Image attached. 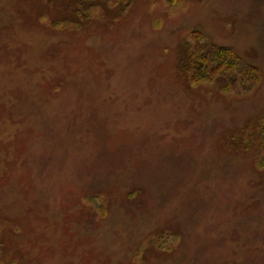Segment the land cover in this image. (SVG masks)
Returning a JSON list of instances; mask_svg holds the SVG:
<instances>
[{
    "label": "rangeland",
    "instance_id": "374dc122",
    "mask_svg": "<svg viewBox=\"0 0 264 264\" xmlns=\"http://www.w3.org/2000/svg\"><path fill=\"white\" fill-rule=\"evenodd\" d=\"M263 129L264 0H0V264H264Z\"/></svg>",
    "mask_w": 264,
    "mask_h": 264
},
{
    "label": "trees",
    "instance_id": "16d2710c",
    "mask_svg": "<svg viewBox=\"0 0 264 264\" xmlns=\"http://www.w3.org/2000/svg\"><path fill=\"white\" fill-rule=\"evenodd\" d=\"M187 44L190 46L192 59H195V62L200 61V67L202 65L206 67L204 70L202 67L201 69L193 67L188 77L187 71L190 61L186 63L185 74L192 87L210 82L214 83L216 77L231 74L236 80H240L242 77L251 87L256 84V77L259 75L257 67L241 57L232 46L217 43L210 37L205 38L197 31L187 41ZM186 55L190 60L187 50ZM230 81L232 80L228 79L226 85H224L226 90L230 86L227 85ZM262 139L264 140V129Z\"/></svg>",
    "mask_w": 264,
    "mask_h": 264
}]
</instances>
